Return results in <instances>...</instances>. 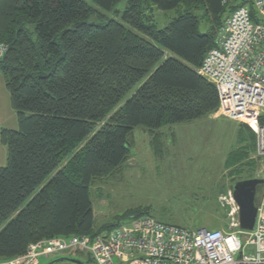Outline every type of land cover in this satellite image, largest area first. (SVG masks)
<instances>
[{"label": "trees", "instance_id": "1", "mask_svg": "<svg viewBox=\"0 0 264 264\" xmlns=\"http://www.w3.org/2000/svg\"><path fill=\"white\" fill-rule=\"evenodd\" d=\"M91 1L0 0V42L9 46L0 72L18 121L0 134L8 151L0 166V229L9 221L0 230V260L40 240L97 236L120 225H96L91 187L124 166L134 130L143 127L158 148L163 129L218 110V91L198 69L241 3ZM123 1L122 21H90L100 18L98 8L112 11ZM156 9L177 15L160 28ZM239 129L246 155H256L254 131L244 123ZM242 159L232 163L241 177L235 182L255 177L245 166L256 158ZM129 213L151 216L148 209Z\"/></svg>", "mask_w": 264, "mask_h": 264}, {"label": "built area", "instance_id": "2", "mask_svg": "<svg viewBox=\"0 0 264 264\" xmlns=\"http://www.w3.org/2000/svg\"><path fill=\"white\" fill-rule=\"evenodd\" d=\"M240 3L219 29L215 47L198 72L218 91L216 114L249 125L256 136V156L264 159V0H222L223 5ZM8 49L0 42V62ZM257 177L264 178V169ZM257 206L251 231L240 228L239 207L229 214L233 227L228 231L194 230L145 215L97 236L31 243L25 254L0 260V264H42L44 259L73 254L88 257L92 264H264V186ZM241 235H245L244 244Z\"/></svg>", "mask_w": 264, "mask_h": 264}, {"label": "rangeland", "instance_id": "3", "mask_svg": "<svg viewBox=\"0 0 264 264\" xmlns=\"http://www.w3.org/2000/svg\"><path fill=\"white\" fill-rule=\"evenodd\" d=\"M86 1L94 5L91 0ZM125 4L126 1L119 3L112 11L98 8L102 13L100 18L93 17L90 21H122ZM154 15L159 27L163 28L177 15V11L156 9ZM200 30L205 32L207 26L202 25ZM10 109L13 116L4 114V120L8 119V126L13 123L18 128L16 112ZM241 123L244 122L215 112L207 118L163 129L158 148L152 144L149 132L137 127L132 134L131 151L124 166L109 176L96 179L91 187L96 225L127 223L134 218L129 212L148 209L150 215L158 220L185 228L230 230L233 216L229 214L238 207L231 199L233 185L241 178L234 172L232 163L253 156L256 160L246 162L245 172H256L254 176L257 177L264 169V159L258 158L254 151H251V156L246 155L249 147L242 148L246 143L241 141ZM4 149L0 166H6L8 162L7 148L4 146ZM260 195L261 191H258V199ZM241 238L244 244L245 235ZM250 250L246 249L247 252ZM70 258L88 260V257L74 254ZM49 262L44 259L42 264Z\"/></svg>", "mask_w": 264, "mask_h": 264}, {"label": "water", "instance_id": "4", "mask_svg": "<svg viewBox=\"0 0 264 264\" xmlns=\"http://www.w3.org/2000/svg\"><path fill=\"white\" fill-rule=\"evenodd\" d=\"M264 186V178L254 177L235 182L233 185V198L239 207V223L243 231L253 230L257 218V193ZM71 262L74 264H85L82 260L70 257H60L47 264H58Z\"/></svg>", "mask_w": 264, "mask_h": 264}, {"label": "crops", "instance_id": "5", "mask_svg": "<svg viewBox=\"0 0 264 264\" xmlns=\"http://www.w3.org/2000/svg\"><path fill=\"white\" fill-rule=\"evenodd\" d=\"M10 106H11L10 93L6 88L4 77L2 73L0 72V115H1L0 116V134H1L2 129L4 128L17 129L16 124L14 125L13 123H11V126H8V124H6L8 122V119L4 120V114L5 115L7 114V116L8 115L13 116V111H11L10 109L12 108V106L11 107ZM4 146L6 147V145L2 143L1 138H0V157L5 150ZM94 213H95V210H94Z\"/></svg>", "mask_w": 264, "mask_h": 264}, {"label": "clouds", "instance_id": "6", "mask_svg": "<svg viewBox=\"0 0 264 264\" xmlns=\"http://www.w3.org/2000/svg\"><path fill=\"white\" fill-rule=\"evenodd\" d=\"M260 189V188H259ZM259 191V190H258ZM232 193H233V191H232ZM258 194V193H257ZM257 202H258V197H257ZM216 229V228H215ZM83 261V260H82Z\"/></svg>", "mask_w": 264, "mask_h": 264}]
</instances>
